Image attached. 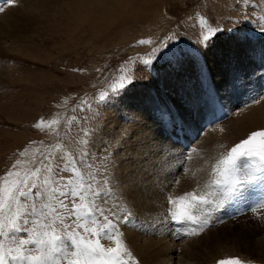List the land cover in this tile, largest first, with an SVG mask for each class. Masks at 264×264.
I'll list each match as a JSON object with an SVG mask.
<instances>
[{"label": "rangeland", "instance_id": "rangeland-1", "mask_svg": "<svg viewBox=\"0 0 264 264\" xmlns=\"http://www.w3.org/2000/svg\"><path fill=\"white\" fill-rule=\"evenodd\" d=\"M26 1L0 0V41L8 45L6 55H0V177L10 170L23 174L37 168L43 175L49 155L54 169L63 170L70 157L83 159L82 153L87 152L88 162L79 166L89 171L87 163H91L90 171L98 179L107 175L110 180L106 203L101 201L105 214L110 215L111 209L121 220L125 213L131 214L130 223H119L132 253L124 255L127 264H143L130 234L153 241L166 238L175 248L181 244L178 254L183 258H187L185 251L204 257L187 259L193 264L235 260L264 264V236H245L246 228L240 223L264 214V209L249 211L250 204L261 198L260 189L244 203L216 211L209 226L197 235H185L184 226L170 223L167 217L169 195L175 199L194 190L197 195L209 191L206 185L218 178L214 166L253 133L264 132V80L260 81L264 67L252 65L256 54L264 51V32L258 26L264 24V0H55L42 19L26 16L33 18L31 23L24 20L20 27L4 32L8 23L1 18L21 20ZM41 5L46 9V0ZM15 9L22 15L12 14ZM201 19L224 29L208 48L199 43L205 30ZM165 43L168 48L163 47ZM121 76L131 77L133 84L111 95L110 86ZM102 91L111 95L103 104L98 103ZM175 109L179 110L175 118L195 137L178 147L166 138V147H160L165 135L158 121ZM170 118L169 123L174 122ZM152 127L158 129L157 144ZM86 129L91 133L88 138L83 134ZM125 131L131 138L116 146ZM85 139L88 143L82 144ZM133 145L151 149L148 158H137L128 172L142 165L147 170L143 173L148 174L144 176L148 190L139 188L142 194L137 197L138 189L131 188L130 181L126 188L120 177L122 163L134 160L126 152ZM196 160L208 169L201 179L193 177ZM63 174L69 176L66 171ZM191 178L196 185L182 190ZM151 189L156 197L149 194ZM138 196L145 209L140 213L133 202ZM176 206H171L173 211ZM237 212L244 214L234 216ZM101 243L115 246L103 238ZM255 244L259 249L250 252L248 246ZM221 245L229 253H222Z\"/></svg>", "mask_w": 264, "mask_h": 264}, {"label": "snow or ice", "instance_id": "snow-or-ice-1", "mask_svg": "<svg viewBox=\"0 0 264 264\" xmlns=\"http://www.w3.org/2000/svg\"><path fill=\"white\" fill-rule=\"evenodd\" d=\"M14 2L9 0L10 4ZM201 25L205 30L199 43L208 48L224 29L212 27L203 19ZM258 26L264 32V24ZM163 47L168 45L165 43ZM144 63L150 65L151 61ZM131 84V77L121 76L110 86L111 95ZM111 95L108 91L100 92L98 103H106ZM83 134L85 138L91 135L87 129ZM258 137H264V132L253 133L233 147L227 159L214 166L218 178L206 185L209 191L200 195L189 192L175 199L169 195V222L184 226L187 236L197 235L209 226L212 214L229 205L244 203L257 189L262 193L261 198L250 204L249 211L264 209V139ZM130 138L125 131L116 146L121 141L126 144ZM81 143L87 144L88 139ZM82 155L83 159L70 157L63 170L54 169L53 157L49 155L45 157L50 163L43 175L37 168L23 174L10 170L0 177V264H127L124 255L131 257L132 253L124 243L119 223H130L131 214L125 213L122 220L111 209H108L110 215L105 214L101 201L106 203L105 190L111 191L110 180L107 175L103 180L98 179L90 171L91 163H87L89 171L82 169L79 165L89 160L87 152ZM111 155L105 157V164ZM65 171L69 173L67 178ZM174 205H179L175 211L171 207ZM198 212L203 215L202 220H198ZM102 238L115 246L105 247ZM232 264L242 261L235 260Z\"/></svg>", "mask_w": 264, "mask_h": 264}, {"label": "bare ground", "instance_id": "bare-ground-1", "mask_svg": "<svg viewBox=\"0 0 264 264\" xmlns=\"http://www.w3.org/2000/svg\"><path fill=\"white\" fill-rule=\"evenodd\" d=\"M30 2V0L27 2H23V9L22 10H25V13L23 14V16H21V20H18L17 21V18L18 17H16V16H11L12 18L11 19H8L6 16L4 17H2L1 18V20L3 21V22H6V23H8L7 24V27H6V29H5V31L4 32H6V31H8V30H10V29H12V28H15V27H20L21 25H23L24 23H23V21L25 20V22L26 23H31L32 22V20H33V18H31V19H27L26 18V16H29V15H31V16H39L41 19H42V17L46 14V11L47 12H50L51 11V8L53 7V5L55 4V0H46V5H45V7H46V9H44L43 8V6L41 5V3H42V0H35L34 1V3H29ZM44 2H45V0H44ZM18 4V3H17ZM14 7V6H13ZM16 10V9H15ZM14 10V11H15ZM10 11V10H9ZM12 14H15V15H17V14H19V15H22V13H21V11H19V10H16L14 13H12ZM11 24H14V27H12L11 26ZM0 38H2V37H0ZM7 46L8 45H5V43L3 42H1L0 41V55L2 56L3 54L4 55H6V48H7ZM17 48H18V50H20V46L18 45L17 46ZM237 48V47H236ZM258 52H259V50H258ZM255 59H256V62H254V63H252V65L254 66V68H257V67H260V68H263L264 67V51H263V53H260L259 52V54H256V57H255ZM249 60V59H248ZM247 60V61H248ZM251 66V65H250ZM252 67V66H251ZM253 68V67H252ZM253 68V69H254ZM252 69V70H253ZM263 72H264V69L262 70ZM261 71V72H262ZM257 72V71H256ZM253 73H255L254 71H253ZM258 75H259V72L257 73ZM261 74V73H260ZM254 77V76H253ZM259 77V76H258ZM260 79V78H259ZM262 80H264V78H261L260 79V81H262ZM257 101V100H256ZM264 105V101H261V105ZM256 106V105H255ZM165 110V109H164ZM177 109H175L174 111H172V113L169 115L168 113L166 114V115H164V118H166L165 119V121H171L172 119L170 118V116L173 118V120H174V122H171V123H169V125L171 124V126H168V124H167V126H166V130H168L169 128H172L173 126L175 127V128H178V133H177V136L179 135V134H190L189 133V131H188V127L184 124V123H182V121L180 120V119H176L175 118V113H177V112H179V110H177ZM171 119V120H170ZM164 121V122H165ZM160 125V124H159ZM150 126V125H149ZM155 129V127H152V129ZM168 128V129H167ZM134 129V128H133ZM153 129V130H154ZM158 129H155V131L153 132V137L154 138H156V142H154V143H159L160 142V140H159V136L157 135V131ZM152 131V130H151ZM168 133V132H167ZM143 134H145V133H143ZM138 135V134H137ZM168 135H171V131H170V134H168ZM134 136V135H133ZM171 137V136H170ZM139 138V137H138ZM140 139V138H139ZM146 139V138H145ZM151 139V138H150ZM162 139V138H161ZM177 139H179V137L177 138ZM171 140V139H170ZM145 141H147V140H145ZM165 142H167L168 143V141H167V139L166 138H164L163 140H161V144H160V147H166V144H165ZM144 143V142H143ZM142 143V144H143ZM137 144V143H136ZM144 145V144H143ZM143 145L141 146V148L139 149V148H137V145H133V147H132V149H127L126 150V152L127 153H130V155H131V158H133L134 160L133 161H130V160H128V161H124V162H126V163H122L123 164V168L121 167V171H123L122 172V175L120 176L121 178H123V184L125 185V187L126 188H128V184H127V182L128 181H130V183H131V188H134L135 190H137L138 189V191H139V188H141V190H142V192H145V191H147L148 189L146 188L145 189V182H144V176L145 175H148V174H145V173H143V171L144 170H142V166H139L138 167V170L136 171V172H134V173H128L129 171H130V169L132 168V165L133 164H135V163H137V158H138V160L139 159H141V158H148V156H147V153L149 154L150 152H151V149L147 146L146 147V151H145V149H144V147H143ZM155 146V145H154ZM169 146V145H168ZM157 147V146H156ZM159 147V146H158ZM170 148V147H169ZM134 150H136L135 152H134ZM153 150V149H152ZM167 151V150H166ZM159 153V152H158ZM175 153V152H174ZM198 153V152H197ZM162 156V155H161ZM151 157H153V156H151ZM171 157V156H170ZM169 157V158H170ZM201 157V156H200ZM130 158V159H131ZM151 159V158H150ZM156 160V159H155ZM152 161V160H151ZM145 162V161H144ZM153 162V161H152ZM161 163H162V161H160ZM202 162V161H201ZM145 164V163H144ZM147 164V163H146ZM158 164V162L156 163V165ZM155 165V166H156ZM195 165H197L196 166V168H194L195 170V176H193V177H197L198 179H201L202 178V176H203V174H206L207 173V171H208V169H203L200 165H199V162H198V160H196V162H195ZM194 167V166H193ZM152 168V167H151ZM162 168V167H161ZM144 169H145V167H144ZM153 170V169H152ZM147 171V170H146ZM146 171H144V172H146ZM158 172V171H157ZM164 172V171H163ZM162 173V172H161ZM190 173V172H189ZM194 173V172H193ZM186 175H188V174H186ZM190 175V174H189ZM194 175V174H193ZM207 175V174H206ZM123 176V177H122ZM192 176V175H191ZM192 177V178H193ZM205 177V176H204ZM187 179H188V176L186 177ZM191 178V179H192ZM145 179H146V177H145ZM195 179V178H194ZM157 180V179H156ZM189 180V179H188ZM188 180H187V182H188ZM193 180V179H192ZM124 181H125V183H124ZM122 182V181H121ZM146 182H147V180H146ZM185 182V183H183V185H182V190H184V191H186V190H188V188H186L185 189V187L186 186H195L196 185V181H190V182ZM180 183V182H179ZM187 183V184H186ZM200 183V182H199ZM182 184V183H181ZM181 184H180V186H181ZM149 185V184H148ZM135 186H137V188H135ZM179 186V185H178ZM171 187V186H170ZM183 187H184V189H183ZM149 188V187H148ZM152 188V187H151ZM179 188H181V187H179ZM152 190L153 189H151V193H149V194H151L152 195V193H153V195L152 196H154V197H156L155 195H157V194H154V192H152ZM155 191V190H154ZM189 191V190H188ZM195 191V190H194ZM142 192L141 191H139L138 193L137 192H135L134 191V193H135V195L134 196H136V194H139V193H141L142 194ZM156 192V191H155ZM196 192V191H195ZM149 194H146L147 196H149ZM134 196H132V197H134ZM137 197V196H136ZM145 198H148V197H145ZM155 199V198H154ZM154 199H153V201H154ZM157 200H158V198H157ZM132 202V201H131ZM133 202H135V205L137 206L136 208L138 209L137 211H138V213H140V211H142V209H144L143 208V204H141V201L139 200V196H138V199L136 198L135 200H133ZM155 204V203H154ZM179 207V205L178 206H176V208H178ZM142 208V209H141ZM145 210V209H144ZM143 210V211H144ZM145 212V211H144ZM142 214H143V212H142ZM242 214H244V213H242ZM242 214H235L234 216H242ZM258 216H255V217H248V218H245V220H243V221H240V223H241V227H243V228H246V231H245V236H248L249 235V233L250 234H254V235H260V236H264V214H261V212H259L258 214H257ZM252 221V222H251ZM248 222H250V223H248ZM179 230V229H178ZM250 231V232H249ZM260 233V234H259ZM130 236H131V239H133L132 240V242L135 244V246H133V247H135V249L137 250V253H138V256L141 258V260H142V262H143V264H155L156 262V264H193L192 262H190V260H187V259H190V258H193V257H195V258H197V259H201V260H204V257H202L201 255H199V256H197L196 255V253H194L193 251H185V255H186V257L187 258H183V257H181V255H179L178 254V251H179V248L181 247L180 245H177L176 246V248L174 247L175 245L174 244H172V241L171 240H166V238H162L163 240H157V239H154V241H153V239H145L144 237H141V235H139L138 236V234H130ZM165 239V240H164ZM131 241V240H130ZM224 245H226V244H224ZM224 245H221V246H219V247H221V248H223V251H222V253H229L227 250H225V247H224ZM258 244H255V245H251V246H248L249 248V250H250V252L251 251H257V249H259V247H260V245H258ZM132 246V245H131ZM243 246V245H242ZM227 248V247H226ZM208 251H209V248H206V250L204 251V254H205V256H208L209 254H208ZM261 251V250H260ZM164 252L166 253L167 252V255H166V259H161L160 258V254H164ZM262 252V251H261ZM174 255L176 256L175 258H173L174 257ZM172 260H175L174 262L172 261Z\"/></svg>", "mask_w": 264, "mask_h": 264}]
</instances>
